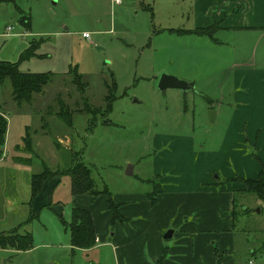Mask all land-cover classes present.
I'll list each match as a JSON object with an SVG mask.
<instances>
[{
    "label": "rangeland",
    "instance_id": "374dc122",
    "mask_svg": "<svg viewBox=\"0 0 264 264\" xmlns=\"http://www.w3.org/2000/svg\"><path fill=\"white\" fill-rule=\"evenodd\" d=\"M190 2L121 0L118 5L112 0H0V58L17 62L21 71L52 74L43 90L34 93L30 103L21 105L11 99L10 84L5 80L0 84V112L3 116L6 113L11 122V134L23 130L24 125L28 127L24 145L29 149L36 130L39 144L36 152L27 156L39 172L50 174L47 179L59 178L55 186L49 187L46 182L43 201L33 204L35 217L28 216L29 220L34 217L26 227L32 236V248L24 252L0 250V264H157L146 242L136 248L138 262L132 255L122 256L121 249L115 251V240L112 245L100 242L88 250L72 246L68 227L73 203L71 180L67 174H56L83 165L91 170L97 190L107 188L112 195L141 193L150 187L154 158L160 160L168 147L161 140L164 135L191 139L189 148L174 154L166 152L162 157L164 163L159 170L164 176L180 168L200 169L187 162L188 158L198 153L215 155L221 150L224 136L228 137V111L221 109L217 119L212 120L206 97L212 98L214 105L218 103V85L224 80L202 75L204 79H197L194 90H161L159 78L169 68L171 56L177 63L187 59L193 70L192 62L204 63L214 56L221 64L230 52L233 57L255 52L257 65H261L264 38L257 40L258 34L252 30L219 32L218 23L204 31L168 33L169 28L192 27ZM85 32L86 38L82 36ZM192 35L215 36L228 45L204 46L200 44L204 41L190 39ZM33 41L37 45L32 54L22 59ZM180 51H192V57H179ZM218 69L225 71V67ZM155 137L161 141L154 147ZM220 153L228 157V148ZM176 155H183L184 162L173 161ZM225 159L223 167L228 168ZM6 162L0 166V173ZM129 164L133 166L132 175L125 173ZM219 171L212 170L210 178L226 185L224 174L220 172L217 178ZM235 176L231 183L245 188ZM153 188V192L160 189L157 178ZM243 189L235 194L237 207L229 255L233 264H249L250 260L252 264H264V203ZM49 196L50 207L46 205ZM109 230L110 234L114 231L111 224ZM163 239L166 246L172 241L171 237ZM160 256L164 259L168 252Z\"/></svg>",
    "mask_w": 264,
    "mask_h": 264
},
{
    "label": "crops",
    "instance_id": "0c3cea01",
    "mask_svg": "<svg viewBox=\"0 0 264 264\" xmlns=\"http://www.w3.org/2000/svg\"><path fill=\"white\" fill-rule=\"evenodd\" d=\"M190 1L192 27L169 28L168 33H171L170 30L208 28L218 23L219 32L252 30L258 34L257 40L264 38V0ZM190 37L199 42L204 41L200 44L208 47L228 45V43L223 44L215 36ZM191 54L192 51L178 52L179 57H192ZM255 55V52L239 53L233 57V53L230 52L228 60H221V64L216 63L213 56V60L204 63L192 62L193 70L189 69L185 58L180 60V63H177L172 56L168 58L169 68L164 69L165 72L187 81L190 90L195 89L198 78L204 79L202 75L219 82L223 80L227 82L225 86H223L224 82L221 86L218 85L220 91L218 103L214 105L212 98L206 97V99L209 102L208 108L214 109L213 120L217 119L221 109L224 112L228 111V137L224 136L221 150L215 152V155L203 156L198 153L194 158H188L187 162L193 163L196 167L200 166V169L180 168L171 175L164 176V171L159 170V167L164 163L162 157L165 153L174 154L184 147L189 148L191 141L189 137L164 135L161 140L163 143L166 142L168 147L162 151L160 160L154 158L152 179L149 180L150 187L141 193L129 191L112 195L108 191L116 203L119 216L114 221L105 194L93 196L71 192L73 202L71 217L73 208H83L91 213L96 229L93 246L100 242L112 245L111 241L115 240L112 246L115 251L121 249L122 256L132 255L134 261L138 262L136 248L146 242L148 251L156 263L162 258L161 253L168 252V257L162 258L161 264H217L220 261L219 257H223L220 264H233L229 253L233 246L232 231L237 207L235 194L238 190L242 191L244 186L233 184L230 180L235 175L240 178L255 179L258 176L260 163H264V60L261 57V65H257ZM219 66L225 67L227 73L219 70ZM4 116L8 123L0 166L8 158L10 163L6 162L8 164L5 165V170L0 173V232L4 233L15 228L18 233L24 234L27 232V225L35 217L33 204L36 202L38 205L43 201L42 193L46 182L49 181V187L55 186L59 178L57 176L46 179L40 192L31 200V176L40 170L32 166V159L27 155L36 152L39 138H35L37 134L35 130L31 136L34 144L29 149L24 145L28 127L24 125L23 130L19 128L17 132L11 134V122L6 113ZM155 139L157 141L154 147L161 141L159 137ZM224 147L228 148V157L220 153ZM225 157L228 158V168L223 167L226 165ZM23 158L28 160L22 161ZM183 158V155H176L172 160L178 164L184 162ZM167 160L172 161L170 158ZM215 169H221L217 178L221 173L224 174L228 180L226 185H218V181H212L210 173ZM156 178L160 189L155 190L152 200L150 196L154 193L153 181ZM50 196L46 199V205L49 207L52 206ZM255 201L258 204V201ZM30 214L34 217L29 220ZM136 217L137 219L131 220ZM110 224L114 230L111 234ZM168 228H172L174 232L171 243L166 246L163 232ZM0 250L5 253L9 251L5 248ZM222 252L225 253L224 256L220 254Z\"/></svg>",
    "mask_w": 264,
    "mask_h": 264
},
{
    "label": "trees",
    "instance_id": "16d2710c",
    "mask_svg": "<svg viewBox=\"0 0 264 264\" xmlns=\"http://www.w3.org/2000/svg\"><path fill=\"white\" fill-rule=\"evenodd\" d=\"M211 27L212 26L208 28H197V30L204 31L210 29ZM36 45L37 42L33 41L31 43L30 51L22 55V59L32 54ZM51 76L52 74L21 71L17 62L0 59V84H2L5 80L9 81L11 97L17 105L30 103L34 93L41 92L44 86L50 81ZM77 77L78 79H81L79 73H77ZM7 123V119L2 115V112H0V157L3 153ZM63 174L70 176L72 194H90L93 196L105 194L108 207L112 212V220L114 221L119 217L116 209V203L113 201L108 190H97L95 188L94 181L90 175L91 170L89 168L83 165H77V167H72L64 172L61 171L60 174L56 175ZM49 175L43 171L35 173L31 176V200L40 192L44 181L50 177ZM240 179L245 184L243 191L254 194L264 203V163H260L257 178ZM154 195L155 192L150 196L152 200H154ZM68 227L72 246L88 249L95 244L96 229L89 210L83 208H73L72 217ZM32 246V236L29 232L20 234L17 232V229L14 228L7 233L0 234V248H14L19 251H24L32 248ZM162 258L158 260L157 264L161 263Z\"/></svg>",
    "mask_w": 264,
    "mask_h": 264
},
{
    "label": "water",
    "instance_id": "95a60500",
    "mask_svg": "<svg viewBox=\"0 0 264 264\" xmlns=\"http://www.w3.org/2000/svg\"><path fill=\"white\" fill-rule=\"evenodd\" d=\"M158 86L161 90H165L167 88H176V89H182V90H186L188 88H190V85L188 84L187 81L178 78L175 75L172 74H167V73H163L158 81ZM211 119H214V110H211L209 112ZM125 173L127 175H132L133 174V166L132 165H128L127 169L125 171ZM174 230L169 228L165 231V233L163 234V238H170L173 235Z\"/></svg>",
    "mask_w": 264,
    "mask_h": 264
},
{
    "label": "built area",
    "instance_id": "2783aa9c",
    "mask_svg": "<svg viewBox=\"0 0 264 264\" xmlns=\"http://www.w3.org/2000/svg\"><path fill=\"white\" fill-rule=\"evenodd\" d=\"M112 2L114 4H118L119 5L121 3V0H112ZM9 29H10V27L7 28V30H9ZM82 36H84L86 38V37H88V33L85 32V33L82 34ZM249 264H252L251 260L249 261Z\"/></svg>",
    "mask_w": 264,
    "mask_h": 264
}]
</instances>
